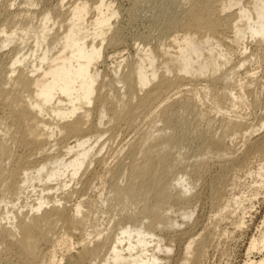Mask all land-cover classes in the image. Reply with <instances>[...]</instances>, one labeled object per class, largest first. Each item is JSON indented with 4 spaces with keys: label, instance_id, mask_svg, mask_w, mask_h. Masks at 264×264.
<instances>
[{
    "label": "bare ground",
    "instance_id": "6f19581e",
    "mask_svg": "<svg viewBox=\"0 0 264 264\" xmlns=\"http://www.w3.org/2000/svg\"><path fill=\"white\" fill-rule=\"evenodd\" d=\"M188 1L190 7L184 12L186 18L184 17L185 20L179 25L183 35L171 36L172 46L165 42L160 46L161 54L166 57L163 62L161 61L163 71L159 68L161 64L159 67L157 64V51L150 48L143 49V54H138L137 61L132 63L134 66L131 71L124 75L119 74L122 70V62L125 60L121 62L115 60L111 69L115 77L111 82L107 80V74L101 71L99 66L107 60L105 48L116 41L115 37L107 38L113 26V19L119 14L113 2L96 0L90 5L88 1L83 0L71 4L68 9V23L60 25L64 30L59 34L52 32L58 19L64 16L61 13L58 19L54 20V13L46 10L39 23H35L33 19L24 16L23 12L20 14L7 10L13 19L20 15L23 17L21 16L17 22L11 20L0 26V50L3 51L13 43H17L3 55L7 61L2 67L9 76L6 80L0 77V81L4 79L5 84H11V89L5 91L1 82L0 97L8 102L10 101L6 98L9 95H13L14 98L13 105L7 103L9 105L7 115L0 121V132L4 133H0L2 134L0 184L5 187V192H2L0 197V204H4L5 207V213L3 212L4 215L0 218V264L7 261L5 254L15 250L19 252L24 264L30 262L56 264L57 260L52 253H50L52 256L48 257L47 253L40 252L37 247L41 238L54 246L58 244L67 249L73 246L71 240V242L58 240V237L55 240L54 237L44 235L45 232H54L52 230L59 224L67 234L72 231L80 233L78 239V243L82 245L78 251L80 261L85 262L90 258L93 264L96 261L98 264H162L164 262L165 258H161L160 253L168 254L171 251V244L169 242L163 244V242L176 235L173 234L176 227L182 226L168 215L173 212L175 206L170 205L169 202L172 201L180 206L179 212L183 223L193 216V211L190 210L193 208L190 194L194 186L188 183L186 179L188 175L183 177L174 175L180 159L172 155L173 140L147 143L149 139L156 140L160 135L155 133L157 130L148 132L133 145L132 156L127 163L110 166L104 158L99 159L101 155L98 157L99 160H95L96 154L101 152L106 143L101 141L103 135L98 137L90 135L94 133L91 118L95 113L99 123L102 124L108 117L109 111L106 106L109 95H105L103 89L110 87V91L115 90L114 82L122 85L121 89H126L125 92L130 98L129 103L119 98L117 103L121 106L115 105L117 109L113 114L122 119L126 114L130 120L134 118L136 113L134 111L137 110L134 100L137 105L155 111L156 104H165L169 89H178L181 92L183 89L181 84L184 81L198 80V78H204L206 84L199 91L193 90L199 98L203 93L204 98L210 101L212 109L221 110L228 103L229 107L226 106L225 110L228 113L240 105L242 96L233 92L234 84L231 86L234 89L230 87L232 90L230 89L229 92L223 87L224 95H219L218 82L228 83L237 66L226 69L232 60V53L229 52L231 47L224 48L225 43L222 41L226 40L220 36L230 29L232 33L231 39L229 38L230 43L238 44V49L247 51L245 39H250V42H255L259 49H264V0H249L247 5L243 4V0ZM12 6L13 4L10 5ZM234 7L238 8L233 11ZM90 14H93L91 19L88 17ZM10 24L13 26L10 27ZM31 39L33 40L31 49L24 52L21 46H26ZM172 48L175 51H171ZM246 62L247 60L243 59L239 64L243 66ZM170 74H173L172 77ZM240 88L244 91L245 85L240 84ZM169 113V107L163 110L164 117ZM224 121L222 125L225 132L241 134L245 137L248 133L249 138L264 127V123H261V127L257 129L248 127L241 119L228 118ZM12 128L20 134V145L34 144L36 150H40L39 154L43 153L44 156L38 159L31 155L32 153L30 155L12 153V147L7 146L8 141L3 138L8 137L7 133ZM249 128L250 132H248ZM58 135L63 136V139L64 137L76 139L72 146L68 142L62 144L61 147L65 148L63 153L54 154L50 149L61 145L57 138L62 137H57ZM226 136L212 138L210 144L207 143L210 145L209 149L202 153L200 159L210 156V159L217 156V160L229 158L232 153L226 145ZM51 142L55 144L51 145L50 149H46L45 146L48 147ZM250 153L264 159V136L261 141H249L245 159L246 155H251ZM32 156L35 158L31 159ZM6 160L10 166L12 165L9 169L5 168ZM207 162L203 168L208 167ZM227 165L221 163L220 175L211 180L210 186L215 198H219L223 188V178L229 170ZM240 165H243V162L236 167ZM263 169L264 165L258 169L257 174L262 180L260 185L264 183ZM88 172L93 179L101 181L110 176L112 184L109 185V191L105 194L104 189L100 190L98 199L89 195L86 199L80 197L73 208L69 209L66 203H69L71 194L81 193L74 191L78 187L75 185L77 177L82 174L85 176ZM115 176L118 180L126 178L127 183L121 185L118 180L113 179ZM138 181H142L141 184ZM103 183L102 181L101 185ZM87 187L91 190L95 186H91L90 183ZM152 193L159 196L158 200L147 205L145 203L147 195ZM13 196H16L17 203L12 202ZM140 198L144 204L139 212L133 211L127 217L117 222L113 220L105 224V228L100 229L103 225L101 215L105 214V211L113 209L125 200L131 205H136ZM164 230L168 231L166 238L161 234ZM188 239L190 240L187 248L196 241V237L192 235L188 236ZM261 248L264 249V238L259 244L252 243L250 251ZM103 252L104 255L101 256ZM190 260L187 256L184 264ZM251 264H264V259Z\"/></svg>",
    "mask_w": 264,
    "mask_h": 264
},
{
    "label": "rangeland",
    "instance_id": "374dc122",
    "mask_svg": "<svg viewBox=\"0 0 264 264\" xmlns=\"http://www.w3.org/2000/svg\"><path fill=\"white\" fill-rule=\"evenodd\" d=\"M79 1L81 2L83 0H65L64 2L62 0H0V26L8 21L11 22V20L17 22L22 16L20 15V17L18 16L16 19H13V16L7 12L8 9L13 13L19 12L21 14L23 12L24 16H27V18H30L31 20L33 19L35 23H39L43 13L46 10H49L55 14H53L54 20L58 19L57 17L60 13L64 15L58 19V23H56L57 25H54V30L52 32L59 34L64 30L60 25L68 23L67 17L70 5ZM84 1H88V3L92 5L96 0ZM110 1L113 2L114 7L118 9L119 14L117 18L113 19V26L107 35L108 39L115 37L116 41L113 43L114 45H108L105 48V53L108 57L106 56L107 60H104L106 63L103 62L99 66V69L107 74V80L111 82V79H114L115 77L111 70L114 66L115 60L116 62L125 60L122 62L123 66H121L122 70L119 74L124 75L131 71L134 66L133 64L139 57L138 54H143V49L147 50L150 48L155 52L157 51L158 67L161 64L162 66L160 65L159 68H163L162 62L166 57L161 54L160 46L164 42L166 44L170 43L169 45L172 46L173 44L170 42V38H172L174 34H179V36H181V34L183 35L182 28H180L179 25L186 18L184 12L190 7L189 1ZM248 3L249 0H243L244 5H247ZM11 4H13L12 7H10ZM237 8L238 7H234L232 10L235 11ZM92 16L93 14H90L88 16L89 19H91ZM9 26L11 27L13 24H10ZM231 35L232 33L229 29L226 33L220 36L221 38L224 37L226 40L224 42L222 41V43H225L224 48L227 49L231 47V51L229 52L232 53V60L227 65L226 69H231L234 65L239 66H236L235 73L231 74L228 83L224 81L218 83L220 91H223L222 93L219 91V95H224V90H222L223 87L226 92H229L230 89L234 87L235 89L233 88V92H237V94L242 96L240 105L234 109V111L228 113L225 112L227 109L226 106L229 107L228 103H226L227 105L225 104L221 110L212 109L210 101L204 98L203 93H201V97L199 98L194 90L197 89L199 91L205 86L206 82L204 78H198V80L184 81L185 83L183 82L181 84L183 92L178 91V89H169V91H167L168 95L165 97L166 101L164 102L165 104L167 102V106L165 104L162 105L163 103H158L155 105L156 110L154 111L149 107L137 105L136 100H134L133 103L137 106V110L134 111L136 112L134 113V118L130 120V118L127 117V114L124 119L117 118L113 112L117 109L115 105L117 104V107L119 105L117 103L118 99L122 98L124 102L129 103L130 98L125 92L126 89H121L122 85L114 82L113 86L115 90L110 91V87L103 89L104 94L109 95V100L106 106L109 111L108 117L104 119L102 124L99 123V118L95 113L91 118V125L94 133L90 135L95 137L103 135L101 141L106 143L101 152L96 154L95 160L104 158L110 166L114 165L115 167V165L117 166L118 164L123 165L127 163L129 157L132 156L133 145L138 143L141 138H144L148 132L152 133V131L157 130L155 133H160V135L158 139H149L147 143H157V141L161 142V140L163 141L165 139H172L174 142L172 155L173 157L180 159L179 165H177V168L174 170V175H182V177L188 175V177H186L188 183L194 186V189L190 194V197L192 198L191 206H193L190 210L193 211V216L191 219L185 220L186 222L183 223L179 212L180 206L172 201L169 202L170 205L174 204L175 206L173 212L168 213V215L176 219L178 224H181L182 226L176 227L175 233H173L176 235L163 242V244H168V242L171 244V251L168 254L164 252L160 253L161 258H165L162 264H184V259L187 256L191 260L187 261L185 264H251L264 259V249L261 248L250 251L252 243L259 244V241L264 238V183L260 185L262 180L257 175L259 172L258 169L264 165V159L259 158L258 155L255 156L254 153L246 155V159L244 156L248 150L249 141L254 142L255 140H262V137L264 136V127L255 132L252 137L249 138L247 137L249 136L248 133L246 134V137L241 134H228L225 132L224 125H222L224 124L222 122H225L224 119L228 118L236 120L241 119L243 121L247 119L246 122L244 121L247 126L256 129L257 127H261V123H264V49H259L255 45V42H250V39H245L244 44L247 46V51L244 52L240 48L238 49V44L233 43L234 45H232V43H230ZM32 41L33 40L31 39L26 46H21L24 48V52L31 49L30 47L33 45L31 44ZM16 45L17 43H13L8 48L3 49V51L0 50V77L5 78V80L8 78L9 75L7 76V74L9 73L3 69V65H5V62L7 61L3 55ZM173 49L174 48H172L171 51H175V49ZM110 55L111 57H109ZM243 59H246L247 62L244 63L243 66L241 65V67L239 63ZM162 68L160 71H163ZM21 69L23 70V67ZM224 70L225 69H223V71ZM16 75L17 73L15 76ZM172 75L173 74H170L171 77ZM232 81L235 82L232 83ZM1 82H3L4 87L2 88L5 91L11 89V84H5L4 79L0 81V84ZM232 84H234V86ZM240 84L245 85L244 91L241 90ZM141 93L144 96V93ZM141 93L140 96L142 95ZM0 99L1 121V119L3 120L4 116L7 115L8 106L10 104L13 105L12 102L14 103V98L13 95H9L6 100L9 99L10 102L4 101L5 98L2 97H0ZM7 103L9 105H7ZM120 106L121 105H119V107ZM167 107L170 108V113L167 117H164L163 110ZM250 131L251 129L249 128L248 132ZM16 132L17 130L12 128L11 131L7 133L9 134L8 137H3L6 142L8 141L7 146L13 148H11L12 153L14 152L16 155H30L32 153L31 155H34L38 159L44 156L43 153L39 154L40 150H36L34 144L30 143L31 146L20 145V134H17ZM0 133L4 134L3 132ZM2 134H0L1 137ZM223 136H226L225 142L230 148L232 155H230L229 158L226 157L222 160H217V156H213L212 159H210L211 156L206 157L209 161L208 159L205 161L206 158H201L203 159L201 160L200 157H202V153L204 154L209 149L208 147H210V145L208 144H210L212 138H222ZM57 137H62L61 139L57 138L60 140V142L58 141L61 144L59 145L60 147H52L50 149L51 145L55 144L54 142H51L52 144L48 145V147H46L47 145L45 146L46 149L49 148L54 154L63 153L65 148H62L61 146L65 145L67 142L72 146L76 139L75 137H66L68 140L65 137L63 139V136L61 135H58ZM64 140L66 142H64ZM32 151H35V153ZM34 156H32L31 159H34ZM228 161L230 162L227 163ZM205 162L208 163L207 168H203ZM239 162H243V165L236 167V165L240 164ZM5 163L6 169H9L12 166L9 165L8 160H6ZM221 163L228 164L227 166H229V170L223 178V188L220 196L219 198H215L210 184L214 177L220 175ZM91 169H93V166ZM90 175L91 174L88 172L85 173V176L82 174L81 176L79 175L80 178L77 177V180L79 178L80 181L76 180L75 185L78 187L74 185L73 188L76 187L74 191L76 190L84 194L81 195V193H78L80 196L76 198L78 195L72 193L71 199L68 200L69 203H66V206L69 207V209L73 208V205L81 198L86 199L89 195L93 196L92 198L96 197V199H98V193L100 190L102 191L104 189L105 194L109 191V185L111 183L110 176H107V178L102 180L104 183L101 185V180L93 179ZM262 176L264 178V169L262 171ZM113 179L115 181L118 180L117 176L113 177ZM117 182H120L121 185H125L127 179H119ZM141 182L142 181H138L139 184H141ZM90 183L91 186H95L92 187L95 190H88L90 185L87 187V184ZM2 192H5V187L1 185L0 197L3 194ZM86 192L88 194H86ZM155 193L147 195V200L145 202L147 205L157 202L159 196ZM22 200L20 199V201ZM12 202H18L16 196L12 197ZM143 204L144 202L141 201V198L138 199L136 205L132 204L134 207H132L127 200L120 202L113 209L105 211V214H102L104 215L103 217L101 215V222H103V225L100 229L105 228V224L110 223L113 220L117 222L119 219L127 217V215L133 211L139 212L142 209ZM0 206L1 218L5 213V207L4 204H0ZM52 231L54 232H45L44 235L54 237L55 240L58 237V240H65L67 242L72 241L73 246L70 249L59 246L58 244L54 246L41 238L37 247L40 252L47 253L48 257H51L52 255L55 256V259L57 260L56 264H93L90 258L86 259L85 262L80 261L78 258V251L82 246L78 243L80 233L72 231L70 234H67V232H64V229H62L60 224ZM184 232H187L188 234L184 235ZM167 233V230L161 232L163 238H166ZM192 235L196 237V241L192 245L190 244V247L187 248L190 240L188 239V236ZM50 253H52V255H50ZM102 255H104V252L101 256ZM4 257L7 261H4L3 264H24L22 263L21 256L17 250L5 254ZM26 264L41 263L30 262ZM94 264H98V261Z\"/></svg>",
    "mask_w": 264,
    "mask_h": 264
}]
</instances>
